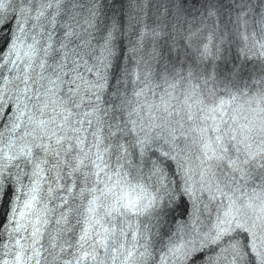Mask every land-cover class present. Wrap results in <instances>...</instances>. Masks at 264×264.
Segmentation results:
<instances>
[{
  "label": "snow or ice",
  "instance_id": "1",
  "mask_svg": "<svg viewBox=\"0 0 264 264\" xmlns=\"http://www.w3.org/2000/svg\"><path fill=\"white\" fill-rule=\"evenodd\" d=\"M0 264H264V0H0Z\"/></svg>",
  "mask_w": 264,
  "mask_h": 264
}]
</instances>
